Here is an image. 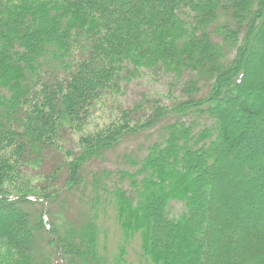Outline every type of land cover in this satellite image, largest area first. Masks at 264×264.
<instances>
[{"label":"trees","instance_id":"obj_1","mask_svg":"<svg viewBox=\"0 0 264 264\" xmlns=\"http://www.w3.org/2000/svg\"><path fill=\"white\" fill-rule=\"evenodd\" d=\"M0 264H264V0H0Z\"/></svg>","mask_w":264,"mask_h":264},{"label":"rangeland","instance_id":"obj_2","mask_svg":"<svg viewBox=\"0 0 264 264\" xmlns=\"http://www.w3.org/2000/svg\"><path fill=\"white\" fill-rule=\"evenodd\" d=\"M143 74H147V75H145L144 77H142L139 80V82H138L139 86L137 88H135L138 92H146V94H148V96H158V95L164 94L167 91V80L160 79L158 77V75H156L152 71L144 72ZM130 91L131 90L129 88L127 95L129 94L130 96H132V93L134 91H132V92H130ZM238 123L241 124L240 121ZM126 144L119 147L117 149V151L112 155V158L108 157L107 160H112L116 166L117 160L119 159L120 151H123L126 147L133 146V144H131L130 142H127ZM113 156H116L115 159H113ZM101 220L104 223L106 222V225L110 228V237L114 240L118 239L119 228H118L117 224L113 220H110V219H108V221H105L104 217H102ZM110 243L112 244L111 239H110ZM137 254H139V250L134 243L133 247L129 248V253L127 255L128 259L133 261V262H136V260L138 259Z\"/></svg>","mask_w":264,"mask_h":264}]
</instances>
